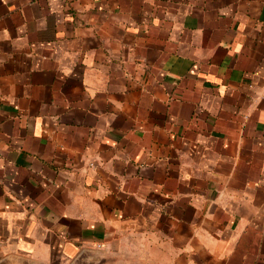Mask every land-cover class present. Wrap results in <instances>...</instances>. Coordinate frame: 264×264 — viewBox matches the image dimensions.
Here are the masks:
<instances>
[{"label":"crops","instance_id":"obj_1","mask_svg":"<svg viewBox=\"0 0 264 264\" xmlns=\"http://www.w3.org/2000/svg\"><path fill=\"white\" fill-rule=\"evenodd\" d=\"M0 264H264V0H0Z\"/></svg>","mask_w":264,"mask_h":264}]
</instances>
